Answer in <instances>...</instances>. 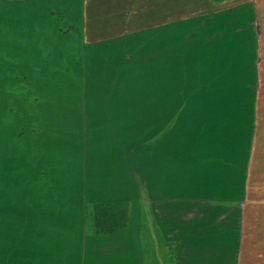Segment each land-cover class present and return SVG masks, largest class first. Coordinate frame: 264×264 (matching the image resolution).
Listing matches in <instances>:
<instances>
[{"label": "crops", "instance_id": "1", "mask_svg": "<svg viewBox=\"0 0 264 264\" xmlns=\"http://www.w3.org/2000/svg\"><path fill=\"white\" fill-rule=\"evenodd\" d=\"M0 4V47L54 44L42 37L59 29L53 0ZM194 11L179 10L167 30L154 27L167 46V71L159 78L171 85L167 102L130 108L140 117L139 134L113 141L91 135L83 146H46L42 156L20 152V161L4 168L0 264H264V0H245L243 10L231 12L243 14V23L229 27L191 22L203 17ZM230 31L232 48L250 51L243 101L187 103L203 81L186 92L189 83L178 80L187 71L184 50L201 46L215 52L213 62L224 61L219 43ZM109 41L104 35L89 42L99 48ZM114 121L132 127L124 117ZM122 201L125 225L96 231L95 206Z\"/></svg>", "mask_w": 264, "mask_h": 264}, {"label": "rangeland", "instance_id": "2", "mask_svg": "<svg viewBox=\"0 0 264 264\" xmlns=\"http://www.w3.org/2000/svg\"><path fill=\"white\" fill-rule=\"evenodd\" d=\"M53 2L57 12L53 22L59 24V29L42 33L45 44L53 45L0 47V179L6 166L20 161V152L39 151L42 156L46 146L63 147L70 145L71 140H81L83 146L91 135L107 136L113 141L121 133L139 134L141 128H136L134 121L140 117L130 108L134 104L167 102V87L171 85V81L167 84V79L159 78L161 71H167V46L156 40L164 37L155 35V25L161 24V30H167V24L177 22L170 20L175 13L183 10L191 15L196 8L194 13L202 12L199 15L203 17L191 22L213 20L215 26L228 27L242 24L244 15L232 16L231 12L243 10L245 0ZM15 10L22 11L19 6ZM214 13L217 15L213 17ZM43 21L42 18L41 24ZM231 33L219 43L222 53L226 52L224 61L213 62L215 52L201 46L192 51L188 45L189 52L183 49L188 56L187 71L179 73L178 80L185 77L189 83L184 88L186 92L194 81H203L194 90L197 93L187 94V103L243 101V67L250 51L232 48ZM104 35L110 41L103 47L90 46V39ZM208 36L203 33L202 39ZM83 40H88V45ZM71 42L75 46H70ZM227 57L230 62H226ZM122 64L124 71H120ZM201 87L202 91H197ZM124 108L129 109L122 111ZM123 117L132 127L114 126V120Z\"/></svg>", "mask_w": 264, "mask_h": 264}, {"label": "trees", "instance_id": "3", "mask_svg": "<svg viewBox=\"0 0 264 264\" xmlns=\"http://www.w3.org/2000/svg\"><path fill=\"white\" fill-rule=\"evenodd\" d=\"M127 208L124 201L96 205L93 211V227L96 231L118 229L126 223Z\"/></svg>", "mask_w": 264, "mask_h": 264}]
</instances>
